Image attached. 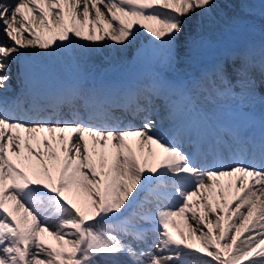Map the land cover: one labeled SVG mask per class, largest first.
<instances>
[{
	"label": "snow or ice",
	"instance_id": "1",
	"mask_svg": "<svg viewBox=\"0 0 264 264\" xmlns=\"http://www.w3.org/2000/svg\"><path fill=\"white\" fill-rule=\"evenodd\" d=\"M223 2L0 0V264H264V115L257 133L197 99L264 107V42L178 78L241 27ZM142 29L163 71L89 80ZM30 50L63 52L68 80L42 89Z\"/></svg>",
	"mask_w": 264,
	"mask_h": 264
},
{
	"label": "rangeland",
	"instance_id": "2",
	"mask_svg": "<svg viewBox=\"0 0 264 264\" xmlns=\"http://www.w3.org/2000/svg\"><path fill=\"white\" fill-rule=\"evenodd\" d=\"M223 5V4H222ZM221 5V6H222ZM223 9V8H222ZM225 13L227 12L226 10L224 11ZM228 14L230 15V12H228ZM138 41V40H137ZM137 43V42H136ZM136 43L133 45V46H135L136 45ZM130 50H128V52L127 53H124V54H130ZM176 219V221L177 222H179V225H180V229H183V230H185V231H187V225L186 224H184L183 223V218H181V217H176L175 218ZM218 231V230H217ZM45 238H46V242H48V243H52V244H55V241L51 238V237H47V235L45 234ZM194 243H198V242H195V241H193Z\"/></svg>",
	"mask_w": 264,
	"mask_h": 264
},
{
	"label": "bare ground",
	"instance_id": "3",
	"mask_svg": "<svg viewBox=\"0 0 264 264\" xmlns=\"http://www.w3.org/2000/svg\"><path fill=\"white\" fill-rule=\"evenodd\" d=\"M232 7V6H231Z\"/></svg>",
	"mask_w": 264,
	"mask_h": 264
}]
</instances>
